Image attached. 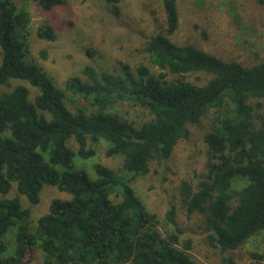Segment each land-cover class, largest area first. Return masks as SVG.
Here are the masks:
<instances>
[{
	"label": "trees",
	"instance_id": "1",
	"mask_svg": "<svg viewBox=\"0 0 264 264\" xmlns=\"http://www.w3.org/2000/svg\"><path fill=\"white\" fill-rule=\"evenodd\" d=\"M20 1L26 0H0V85L27 81L39 93L31 100L23 84L0 92V264H29L35 249L43 264H202L189 252L191 239L180 241V229L159 231L160 220L133 183L152 161H167L178 141L189 138L187 125L210 110L215 116L204 139L208 173L196 187L181 180L185 212L207 214L206 238L222 251L264 231V116L250 102L264 98V62L248 67L191 43L172 42L179 26L177 0H162L166 28L144 45L155 70L140 64L132 71L123 64L108 72L86 65L59 87L29 58L30 14ZM30 1L50 11L66 0ZM257 2L264 7V0ZM35 35L56 39L48 21ZM194 73L212 77L199 84L190 79ZM126 103L148 119L121 116L118 109ZM99 139L108 143L106 156L121 155L123 165L117 171L95 163L91 179L74 158L94 156ZM13 183L32 205L39 203L44 185L71 197L53 199L32 228L30 209L19 196L7 197ZM166 220L175 223L174 207ZM11 242L12 251L3 256ZM250 255L264 261V252Z\"/></svg>",
	"mask_w": 264,
	"mask_h": 264
},
{
	"label": "rangeland",
	"instance_id": "2",
	"mask_svg": "<svg viewBox=\"0 0 264 264\" xmlns=\"http://www.w3.org/2000/svg\"><path fill=\"white\" fill-rule=\"evenodd\" d=\"M30 14L29 58L42 67L62 87L71 76H80L81 69L92 65L99 71L120 70L123 64L134 71L140 64L149 66L144 51L145 40L166 28V13L162 0H66L63 5L50 11L42 10L30 0L20 1ZM179 26L171 36L176 44L191 43L223 60H235L245 66L264 62V7L257 0H177ZM48 21L54 28L56 39L46 41L36 38V28ZM45 53V57L41 56ZM1 62V54H0ZM212 76L194 73L190 79L204 84ZM17 84L25 85L31 100L39 90L27 81L13 80L8 86L0 85V92L8 91ZM256 112L264 116V98H252ZM127 110V111H126ZM118 113L124 118L140 122L148 119L141 109L130 104L122 105ZM215 111L210 110L198 123L188 124L190 136L178 141L171 156L162 163L153 162L147 173L133 183L136 195L149 211L160 220L159 231L165 235L175 227L181 230L180 241L191 239V256L202 264H264L250 255L264 252V231H258L235 250L222 251L207 240L206 216L195 212L187 216L179 192L181 180L193 187L208 173V146L205 135L212 130ZM259 126L260 120L255 119ZM71 147L77 151L76 144ZM95 155L87 159L75 156L76 168L83 169L94 179L93 165L103 164L113 170H121V155L106 156L108 143L99 139L93 145ZM19 196L23 207L30 209V225L36 226L37 219L48 211L53 199H68L70 194L56 187L44 185L38 204L32 205L21 195L16 183L12 184L7 197ZM114 201L120 198L111 196ZM175 209V223L166 220L169 208ZM11 240V234L7 236ZM11 242L3 256L12 251ZM29 264H43V254L35 249Z\"/></svg>",
	"mask_w": 264,
	"mask_h": 264
}]
</instances>
